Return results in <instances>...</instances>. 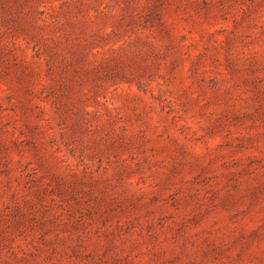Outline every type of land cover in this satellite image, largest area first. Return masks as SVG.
Returning <instances> with one entry per match:
<instances>
[{
  "label": "rangeland",
  "instance_id": "rangeland-1",
  "mask_svg": "<svg viewBox=\"0 0 264 264\" xmlns=\"http://www.w3.org/2000/svg\"><path fill=\"white\" fill-rule=\"evenodd\" d=\"M0 264H264V0H0Z\"/></svg>",
  "mask_w": 264,
  "mask_h": 264
}]
</instances>
